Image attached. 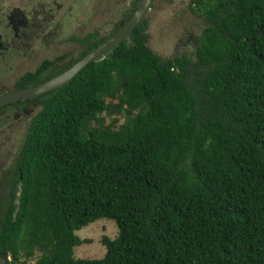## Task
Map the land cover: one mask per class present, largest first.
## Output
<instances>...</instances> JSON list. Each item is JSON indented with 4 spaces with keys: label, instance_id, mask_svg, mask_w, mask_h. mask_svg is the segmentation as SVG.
Here are the masks:
<instances>
[{
    "label": "trees",
    "instance_id": "1",
    "mask_svg": "<svg viewBox=\"0 0 264 264\" xmlns=\"http://www.w3.org/2000/svg\"><path fill=\"white\" fill-rule=\"evenodd\" d=\"M188 8L204 23L193 54L152 53L143 18L129 42L20 105L34 107L0 172L2 264L35 251L32 264H264V0ZM65 57L8 89L52 78ZM108 108L123 124L103 125ZM100 219L116 238H101L102 258L74 259V233Z\"/></svg>",
    "mask_w": 264,
    "mask_h": 264
},
{
    "label": "rangeland",
    "instance_id": "2",
    "mask_svg": "<svg viewBox=\"0 0 264 264\" xmlns=\"http://www.w3.org/2000/svg\"><path fill=\"white\" fill-rule=\"evenodd\" d=\"M43 1L50 3V10L55 9H52L53 3L62 6L61 10L56 11L58 20L62 24H65L69 19L72 20L73 24L76 23V26L82 22L84 33L94 34L97 32L98 36H107L113 25L119 21V10L123 11L129 2V0ZM152 4L154 5L153 10H150L146 14L148 22L146 29L148 36L147 48L160 58L166 59H171L178 53L193 54L195 42L204 27V23L189 10V0H152ZM94 12L96 13V18H91V14ZM2 29L0 27V34L3 35ZM71 29L72 34L78 32V29L74 25L71 26ZM68 38L69 34L62 31L59 36V43L53 44L55 47L51 45L55 49H52L50 52L38 49L39 46L36 44L38 36L34 37V34L27 41H24V43L27 44L28 52L33 53L39 62L44 59H50L52 56L59 55L62 52V54L66 53V56L75 58L79 54L78 48L74 43H69L67 41ZM25 58L23 56L21 61L18 59L11 63L6 59L0 61V87H10L12 85L11 81L19 74L21 75L26 70L32 69L28 64L24 63L26 61ZM32 65L34 66V64ZM113 103H116V101ZM22 114L19 117H15L16 120H20V124L9 122L7 127L5 126L4 129H0V172L14 158L16 150L20 145L23 130L29 121L27 115L30 113ZM100 118L103 119L104 126L113 124L114 128L124 122L123 112L117 114L113 108H108L105 113L100 115ZM95 125V123L91 124V126ZM74 234L82 243L73 249V258L95 260L102 258L105 253L104 247L100 244L101 238L105 236L108 240L115 239L117 229L113 221L100 219L81 228ZM84 240H88L89 242H84ZM38 256L39 252L35 251L33 256L25 261L27 264H32ZM21 260L23 259L21 258ZM0 264H2L1 259Z\"/></svg>",
    "mask_w": 264,
    "mask_h": 264
},
{
    "label": "flooded vegetation",
    "instance_id": "3",
    "mask_svg": "<svg viewBox=\"0 0 264 264\" xmlns=\"http://www.w3.org/2000/svg\"><path fill=\"white\" fill-rule=\"evenodd\" d=\"M137 3V0H129L126 8L123 11L119 10V21L113 25L107 36H98L97 32L94 34L84 33L82 22L81 24H78V26H75L78 29V32L73 33L74 36H72V29H66L65 24H62L58 20L56 11L61 10V5L53 3L52 9H55L50 10V3L43 0H0V11H4L0 12V27L3 28L2 31L4 32L3 35L0 34V61L6 59L11 63L18 59L21 61L23 56H25L26 61H24V63L32 68L25 72L33 71V67H37L42 61L51 63L58 55H54L50 59H44L39 62L33 53L28 52L27 44L24 43V41H27L28 38L34 34V37L38 36V41H36V44L39 46L38 49L50 52L52 49H55L53 44L59 43L60 33L65 31V33L69 34L67 41L76 45L79 54L75 58L66 56L62 61L53 64V69L55 68V70L59 67L62 68L58 74H55V76L59 75L117 33L132 15ZM151 6L152 0L150 2L149 10L145 12L139 22L142 21L143 18L146 20V14L150 12ZM91 18H96L95 12L91 14ZM85 19L89 20L88 18ZM145 23L147 29L148 22L146 21ZM129 34L126 35L117 45L121 42H129ZM88 35H90V38L91 36L93 37L91 39L89 38L88 42H85L84 38ZM39 41L42 42V44H40ZM95 44L97 45L95 46ZM32 64H34V66ZM18 76H20V74ZM9 91H11V89H8V87H0V94ZM24 103L25 102L21 104L15 103L13 105H7L8 110L6 109L5 111H7V114H11L10 117L7 115L8 122L20 124V120H16L15 117H19L24 112L32 113L34 105L27 106L26 109H20V105ZM5 111L2 112L5 113Z\"/></svg>",
    "mask_w": 264,
    "mask_h": 264
},
{
    "label": "water",
    "instance_id": "4",
    "mask_svg": "<svg viewBox=\"0 0 264 264\" xmlns=\"http://www.w3.org/2000/svg\"><path fill=\"white\" fill-rule=\"evenodd\" d=\"M150 2L151 0H140L132 15L117 33H115L104 44L78 60L69 69L65 70L61 74L56 75L48 80L39 82L33 86H28L0 94V108L7 105H13L15 103H22L23 101L34 99L36 97H40L43 94L52 92L56 88L69 82L91 61H100L107 52H110L121 40H123L126 35H128L134 29L141 17L145 14V12L148 11Z\"/></svg>",
    "mask_w": 264,
    "mask_h": 264
},
{
    "label": "clouds",
    "instance_id": "5",
    "mask_svg": "<svg viewBox=\"0 0 264 264\" xmlns=\"http://www.w3.org/2000/svg\"><path fill=\"white\" fill-rule=\"evenodd\" d=\"M139 1H140V0H139ZM139 1H138V3H139ZM138 3H137V5H138ZM137 5H136V6H137ZM135 8H136V7H135ZM135 8H134V10H135ZM149 8H150V3H149ZM148 10H149V9H148ZM75 24H76V23H75ZM75 24H73V23H72V20L69 19V20L65 23L66 29L71 30V26H72V25L76 26ZM130 33H131V32H130ZM72 36H74V35L72 34ZM70 37H71V35H70ZM102 59H103V58H102ZM102 59H101V60H102ZM91 62H95V61H91ZM97 62H98V61H97ZM88 64H89V63H88ZM88 64H87V65H88ZM27 87H28V86H27ZM11 91H12V90H11ZM29 100H32V99H29ZM29 100H27V101H23V102H28ZM23 102H22V103H23ZM20 104H21V103H20ZM25 113H27V112H24V114H25ZM22 115H23V114H22ZM24 116H26V115H24ZM30 116H31V113L29 114V116L27 115V117H29V118H30Z\"/></svg>",
    "mask_w": 264,
    "mask_h": 264
}]
</instances>
